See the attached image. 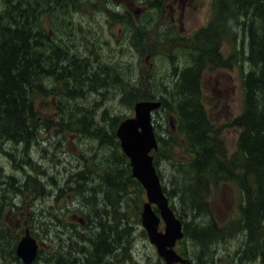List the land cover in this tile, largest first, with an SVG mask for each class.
<instances>
[{"label":"rangeland","instance_id":"rangeland-1","mask_svg":"<svg viewBox=\"0 0 264 264\" xmlns=\"http://www.w3.org/2000/svg\"><path fill=\"white\" fill-rule=\"evenodd\" d=\"M212 1L91 0L71 13L75 28L69 40L63 43L76 50L80 59L90 58L89 77L97 72L101 79L107 65L105 76L109 81L106 86L97 89L96 84L93 88L87 86V92L91 93L86 94L84 99L88 111L95 115V123L108 130L111 119L117 118L119 125L125 118L133 117L134 104L143 101L141 97L157 101L165 96L175 80L174 66L178 64L181 69L190 60V55L182 52L183 48L178 52L173 49L180 45L194 46L191 36L213 18ZM220 54L222 61L229 58L228 63H235L229 68H207L202 73L201 99L213 130L223 141L227 153L232 155L237 152L239 131L232 128L231 122L242 111V81L250 66L238 43L232 45L223 40ZM36 105L43 117L57 122V114L54 113L57 102L54 98L38 99ZM169 121L174 143L152 155L157 160L155 167L160 174L161 186L167 192H175V185L180 180L178 170L188 159L184 138L175 131L172 115L162 110L152 114L157 136H166ZM53 129L48 132L39 130L36 141L22 156L24 159L19 157L20 149L12 151L10 143L0 148V264H22L14 258L15 248L26 235L34 238L41 249L32 264H55L50 255L57 257L67 252L71 241L75 240L84 249L89 248L87 242H82L79 237L92 238L97 234V221L118 228V234L125 235V229L129 234L128 243L125 242L123 248L108 259L109 264H165L141 225L140 214L146 201L144 190L141 192V188L134 189L125 183V191L120 198L115 196L116 193L112 195L109 189L107 193L111 206L105 201L104 191L108 187L102 183L100 175L106 176L103 168L107 166L106 159L112 157L115 147L100 144L99 139L90 140L73 132L59 134ZM119 150L122 153L120 145ZM4 151L13 153L12 158L7 157ZM25 156L30 164H25ZM23 166L27 168L23 172L18 171ZM83 167L91 169V176L84 190L75 192L71 176ZM24 173L33 178L36 185L29 184L24 188L23 184L10 186L12 181L9 177L22 181ZM15 188L21 189V192L15 195ZM167 199L174 209H179L176 194L167 196ZM206 199L210 214L199 216L196 221L201 224L213 220L221 228L237 217L241 198L234 183L218 184L210 190ZM177 215L175 213L180 220ZM182 220L189 221L191 216L187 214ZM163 229L161 221L159 230ZM7 233H10V246L5 243ZM187 241L178 242L173 250L188 264H239L237 253L243 241L239 234L215 241L206 249ZM73 246L74 251L76 248ZM242 264L247 262L242 261Z\"/></svg>","mask_w":264,"mask_h":264},{"label":"trees","instance_id":"trees-1","mask_svg":"<svg viewBox=\"0 0 264 264\" xmlns=\"http://www.w3.org/2000/svg\"><path fill=\"white\" fill-rule=\"evenodd\" d=\"M90 2L0 0V148L10 143L12 151L20 149L19 157H22L36 141L39 130L48 132L52 127L59 134L73 132L115 147L103 168L106 176L100 175L102 183L108 187L104 191L105 201L111 206L107 190L120 198L125 191V183L134 189L141 188V192L142 187L131 178L128 159L119 150L115 136L117 118L110 120L106 130L94 122L95 115L84 104L85 95L91 93L87 92V86L93 88L96 84L95 89L104 88L109 81L105 76L107 65L101 79L97 72L89 77L90 58L80 59L76 50L63 43L69 40L75 28L71 13ZM212 8V20L191 36L194 46L180 45L173 49L178 52L183 48L182 52L188 53L190 60L181 69L178 64L174 66V83L165 96L158 99L162 106L160 110L173 116L175 131L182 134L188 155L178 170L180 180L175 185V192H167L164 187L162 190L169 197L173 194L178 197L179 209L170 207L182 221L183 238L180 243L189 240L206 249L215 241L239 234L243 240L237 253L239 264L242 261L264 264V0H213ZM223 40L232 45L238 43L250 66L242 81V111L231 122L232 128L239 131L237 152L232 155L227 153L223 141L213 130L201 99L202 73L207 68H229L235 63H228L229 58L221 60L220 43ZM48 98L57 102V110L54 111L57 122L43 117L37 108L38 99ZM147 99L141 97L143 101L154 100ZM169 122L166 136L156 135L158 152L174 143ZM4 153L9 158L13 156L8 151ZM25 158V164H30L27 156ZM153 162L156 166V158ZM24 168L27 167L23 166L18 171L23 172ZM89 176V167H83L72 175L73 191L84 190ZM23 177L22 181L9 177L12 181L10 186L23 184L24 188L29 184L36 185L26 173ZM227 182L234 183L239 191L241 201L237 217L221 228L213 220L202 224L196 221L200 215L210 214L206 199L210 190ZM15 190V195L21 192V189ZM187 214L191 220H182ZM97 226L98 233L92 238L79 237L82 242H87L89 248L84 249L75 240L71 241L67 252L57 257L50 255L52 261L55 264H109L108 259L121 250L125 242L128 243V232L125 229V235L118 234V228L99 221ZM9 236L7 233L5 238L8 246ZM14 258L19 261L16 256Z\"/></svg>","mask_w":264,"mask_h":264},{"label":"water","instance_id":"water-1","mask_svg":"<svg viewBox=\"0 0 264 264\" xmlns=\"http://www.w3.org/2000/svg\"><path fill=\"white\" fill-rule=\"evenodd\" d=\"M161 106L160 101H140L134 104V116L123 120L115 131L123 155L128 159L131 176L145 192L146 201L142 205L141 225L148 241L165 264H188L173 247L183 237L182 223L170 207L164 194L153 152L158 150V142L152 124V114ZM163 231L159 230L160 222ZM37 242L26 235L16 246V257L22 264H32L38 252Z\"/></svg>","mask_w":264,"mask_h":264},{"label":"bare ground","instance_id":"bare-ground-1","mask_svg":"<svg viewBox=\"0 0 264 264\" xmlns=\"http://www.w3.org/2000/svg\"><path fill=\"white\" fill-rule=\"evenodd\" d=\"M172 209V208H171Z\"/></svg>","mask_w":264,"mask_h":264}]
</instances>
